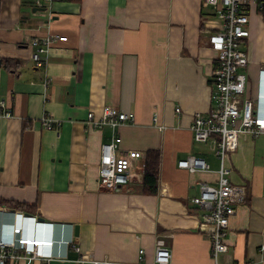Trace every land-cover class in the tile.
I'll return each mask as SVG.
<instances>
[{
    "label": "crops",
    "instance_id": "crops-1",
    "mask_svg": "<svg viewBox=\"0 0 264 264\" xmlns=\"http://www.w3.org/2000/svg\"><path fill=\"white\" fill-rule=\"evenodd\" d=\"M0 2V103L1 113H11L0 117V201L35 208L0 205V228L21 223L15 213L22 212L38 217L42 236L56 235L51 250L62 258L31 264L136 263L141 250L150 263L159 238L174 264H214L211 228L193 204L199 183L217 184L220 169L213 140L196 142L191 131L194 115L213 107L214 51L205 31L217 19L203 0H60L50 12L40 0ZM259 13L249 9L245 43L247 96L254 100L264 95ZM50 33L68 40L55 44L48 63L37 68L30 43ZM5 60L13 61L12 70ZM105 106L136 117L118 130L117 166L132 180L114 192L99 182L101 148L112 131L85 124L89 112L100 117ZM155 114L164 130L154 125ZM45 116L61 127L44 128ZM151 150L160 152L156 195L142 189ZM189 156L204 158L210 171L180 169ZM227 163L245 199L230 219L229 251L219 264H264V136L241 137ZM71 239L80 252L67 249Z\"/></svg>",
    "mask_w": 264,
    "mask_h": 264
},
{
    "label": "built area",
    "instance_id": "built-area-1",
    "mask_svg": "<svg viewBox=\"0 0 264 264\" xmlns=\"http://www.w3.org/2000/svg\"><path fill=\"white\" fill-rule=\"evenodd\" d=\"M40 6L51 11L53 4L60 0H40ZM203 7L209 9L217 19L216 25L206 28L207 44L214 51V60L211 71L213 107L206 114L194 115L191 131L194 139L199 143L213 140L214 152L220 161L217 184L199 183L200 193L193 199V204L202 211L205 225L211 228V257L214 264H219L223 254L229 251L226 244L227 230L230 219L236 214V205L244 202L243 189L234 185L231 180V168L227 160L230 153H234L239 146L241 137L264 136V112L258 106L260 100L247 96L249 56L245 43L249 38L250 14L249 9L256 7L259 12L264 10V0H203ZM215 29H214V28ZM67 37L48 34L41 39H33L30 45L33 48L32 61L37 68L44 67L49 60L51 51L58 42H66ZM264 74V69L262 71ZM5 104L0 103V117H10L11 113H1ZM181 109L176 108V113ZM133 113H124L118 109L105 106L100 117L89 112L86 120L87 127L101 130L109 127L112 131L110 142L102 145L99 165V182L101 189L114 192L128 185L132 180L130 172L118 169L117 148L122 139L118 130L122 126L135 123ZM44 128L61 127L60 121L49 116L42 119ZM153 123L159 125V116H153ZM178 167L189 173L209 172L210 166L202 157L189 156L178 162ZM21 223L11 230L7 228V236H3L0 228V264L18 263L25 261L31 264L34 260L49 262L55 257L62 258L61 253L52 252V242L44 233L38 236V225L41 222L37 216H29L22 212L15 213ZM33 224L25 226V223ZM54 227V224L50 225ZM39 231V230H38ZM67 249L80 252V246L75 239L66 241ZM47 249L49 251L47 252ZM264 251V246L261 247ZM145 251L141 250L136 263L126 264H174L172 253L163 238L155 244L153 260L148 263L144 260ZM78 262H83L81 259ZM92 264H115L109 260H92Z\"/></svg>",
    "mask_w": 264,
    "mask_h": 264
},
{
    "label": "trees",
    "instance_id": "trees-1",
    "mask_svg": "<svg viewBox=\"0 0 264 264\" xmlns=\"http://www.w3.org/2000/svg\"><path fill=\"white\" fill-rule=\"evenodd\" d=\"M76 1V0H70ZM1 4V2H0ZM264 17V10L261 12ZM13 61L5 60L4 65L7 68L13 69L12 66ZM159 165H160V152L156 150H151L146 153L145 160V171H144V179L142 184L143 193L147 195H156L158 192L159 185ZM0 205H7L12 208L23 209L25 211L32 210L34 211V207H29L25 204L19 203H10L5 201H0Z\"/></svg>",
    "mask_w": 264,
    "mask_h": 264
},
{
    "label": "clouds",
    "instance_id": "clouds-1",
    "mask_svg": "<svg viewBox=\"0 0 264 264\" xmlns=\"http://www.w3.org/2000/svg\"><path fill=\"white\" fill-rule=\"evenodd\" d=\"M263 92H264V86H263ZM263 96L264 95H260V97H259L260 98V100H259V109H260L261 112H264L263 105H262L264 103ZM2 232H3V236H7V231H6L5 228H3ZM55 236H51L52 238L49 239V241L52 242V246H55V244H57L58 241H59L58 239L55 241V238H56Z\"/></svg>",
    "mask_w": 264,
    "mask_h": 264
},
{
    "label": "water",
    "instance_id": "water-1",
    "mask_svg": "<svg viewBox=\"0 0 264 264\" xmlns=\"http://www.w3.org/2000/svg\"><path fill=\"white\" fill-rule=\"evenodd\" d=\"M38 10H44L45 11V9H38ZM78 232H79V229H78V227H76V235H78Z\"/></svg>",
    "mask_w": 264,
    "mask_h": 264
},
{
    "label": "bare ground",
    "instance_id": "bare-ground-1",
    "mask_svg": "<svg viewBox=\"0 0 264 264\" xmlns=\"http://www.w3.org/2000/svg\"><path fill=\"white\" fill-rule=\"evenodd\" d=\"M43 233H38L39 236H41ZM57 240V237L55 238V241Z\"/></svg>",
    "mask_w": 264,
    "mask_h": 264
},
{
    "label": "rangeland",
    "instance_id": "rangeland-1",
    "mask_svg": "<svg viewBox=\"0 0 264 264\" xmlns=\"http://www.w3.org/2000/svg\"><path fill=\"white\" fill-rule=\"evenodd\" d=\"M211 12V11H210ZM212 13V12H211ZM259 15H262V13H259ZM249 68V67H248ZM247 72H248V70H247Z\"/></svg>",
    "mask_w": 264,
    "mask_h": 264
}]
</instances>
